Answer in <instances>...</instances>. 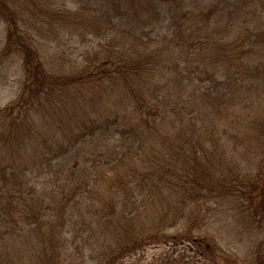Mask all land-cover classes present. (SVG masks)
I'll return each mask as SVG.
<instances>
[{"label": "rangeland", "instance_id": "obj_1", "mask_svg": "<svg viewBox=\"0 0 264 264\" xmlns=\"http://www.w3.org/2000/svg\"><path fill=\"white\" fill-rule=\"evenodd\" d=\"M99 1L22 0V7L15 6L25 20L20 24L48 71L63 75L96 72L99 64L96 54L105 47L109 34L117 32L109 26L106 29L101 22ZM176 1L196 15H204L215 6L210 30L215 32L216 43L205 42L204 47L205 57L213 59L209 69L216 70L217 75L222 73V52L226 48L221 45L239 37L248 38V45L243 48L252 51L249 65L264 62V0L169 3ZM173 12L176 11L166 8L158 22L137 32L142 34V40L160 44L165 37L170 38L174 31ZM6 26L0 18V109L17 98L23 77L20 56L3 50ZM135 32L130 30L131 34ZM221 34H225L223 40ZM202 57L203 54L195 56L192 61L196 65ZM184 58L177 51L170 63H159L149 85H167L168 79H175L166 91L160 90L153 96L157 94L160 99L162 95H171L170 87L174 98L182 93L177 105L182 107L187 98H201V91L228 99L227 107L221 113L213 111L215 119L206 121V127L199 131L211 139L205 141L203 148L196 144L197 153L211 167L210 185L201 186L199 179L200 186L188 184L187 192L179 186L171 188L170 175L163 174L169 156L161 153L170 148L169 142L159 141L158 136L173 132L169 123L156 132V139H149L151 143L142 142L138 146L137 141H127L131 135L122 134L123 125L116 117L132 113L135 100L128 104L132 97L130 85L104 79L76 84L63 93L70 95L57 110L31 112L32 131L9 129L11 132L0 141V177L2 173L22 174L24 189L33 193L27 196L31 203L37 204L33 200L37 197L38 201L52 202L55 206L69 195L73 186L82 180L86 182L85 189L81 188L70 200L79 202V207L73 210L74 216L67 223H58L62 217L66 218L61 206L46 212L53 217L44 222L43 233L56 236L54 244L60 243L59 253L54 258L45 257L42 245L33 239L34 225L29 224L21 232L11 230L0 237L2 257L7 259L4 264H261L259 261H264V208H259L264 193V140L255 139L258 123L264 116V83H254L234 94L235 99L230 101L232 88L218 89L205 75L187 76ZM174 62L178 70L173 68ZM194 64L188 63V69ZM145 112L144 109L143 115L137 112L133 122L147 116ZM2 117L0 132L7 128L3 127L6 120ZM197 117L202 118L199 112ZM78 120L86 121V132ZM105 122L108 128L102 126ZM176 125L179 129L177 122ZM120 137L126 141L123 145L128 153L116 158L112 150L122 143ZM159 153L164 158L155 159ZM231 170H236L239 178H253L258 185L256 191L250 189L249 196L254 197L251 205L246 195L241 199L215 187L219 179L234 180L236 176L230 174ZM13 182L10 178L6 188L13 187ZM25 225L22 222L18 227Z\"/></svg>", "mask_w": 264, "mask_h": 264}, {"label": "trees", "instance_id": "obj_2", "mask_svg": "<svg viewBox=\"0 0 264 264\" xmlns=\"http://www.w3.org/2000/svg\"><path fill=\"white\" fill-rule=\"evenodd\" d=\"M21 1L0 0V18L7 24L3 50L5 53H15L20 56L23 72L21 88L17 98L13 103L0 109V118L3 115L2 118L6 120L3 127H7L3 132L1 130L0 141L14 129L24 128L32 131L34 122H32L31 112H38L41 109L50 112L51 108L57 110L58 107L64 105L65 98L70 95L65 94L63 96V93L69 92L70 87L76 84L90 83L102 79L114 80L117 84L118 82H124V85L128 87L130 85L131 87L130 94L132 95L130 96L132 97L128 99V104H132L135 100L130 116L121 115V117H116V119L121 120L120 122L123 125L124 132L122 134L129 135L130 133L131 135L127 141H134V143L137 141L138 146L142 142L151 143L149 139H156V132L158 130L162 131V127L164 128L166 122L169 123L173 132L171 134L167 132L159 133L158 136L159 141L169 142L170 148H165L167 151L161 153H167L169 156L167 161L164 162L163 174L170 175L171 188L176 189L179 186L187 192L186 185L195 184V186H200L199 179H201L200 183L202 182L201 186L210 185L208 178L211 174V167H209L207 161H203L204 156L197 153L198 147L196 144L203 148L202 145L205 141L211 139L203 137L199 131L201 128L206 127V121L215 119L211 114L213 111L221 113V110L227 107L228 99L225 100L226 98L221 95L212 96V92L201 91V98H187L183 107L177 106L179 95L182 93L180 92L174 98L170 87L169 91L172 96L162 95L160 99L157 97L158 92L160 90L166 91L167 86H171L170 83L175 82V79H168L167 85L166 83L149 85V83L152 82L151 79L155 76L159 63L160 65L162 62L170 63L173 60L174 53L178 51L184 55V59L187 61L185 62L187 76L192 73L205 75L218 89L225 86L229 87L228 90L232 88V95L229 98L230 100L232 97L230 100L232 101L235 99L234 94L247 90V87L252 86L254 83H264V62L261 61L260 64L254 66L249 65L248 61H251L252 51L249 48H243L248 45V43L246 44L248 39H246V36L229 40L226 45H221L222 49L226 48L222 52L223 60L220 67L222 73L217 75L216 70L209 69L213 59L208 56L205 57L206 48L204 47L205 42L216 43L215 32L210 30L215 6L209 8L204 15H196L188 6L181 5L182 3H177V1L174 4L169 3L173 0H100L97 9L101 14L98 16L103 19H101V22L105 24L106 29L109 26L113 32H117L109 34L110 39L106 42L105 47L96 54L97 57L95 58L99 60V64L94 74L89 71L88 73L63 75L48 71L37 54V50L33 47L29 34L25 27L20 24V21H23V24L25 23V20L21 18L22 13L18 6L15 8L17 4L22 7ZM168 7L176 11L171 15L174 31L169 35L170 38L165 37L163 41H159L160 44H152L150 41L142 40V34L137 32L152 23L158 22L162 13ZM75 19L77 20V18ZM114 19L116 22H114ZM202 29H206L205 32ZM130 30L136 32L131 34ZM224 36L225 34H221L220 40H223ZM150 43L154 46L150 47ZM103 51L106 53L103 54ZM207 51V54H209L208 49ZM202 54V59H199L198 64L195 65L192 58L195 56L199 58ZM225 59H227L228 66L227 62L224 61ZM176 62L178 64V61ZM176 62L172 65L173 68L178 70L175 67ZM190 62L195 65L192 69L187 67ZM225 64L226 68L222 69ZM155 93L157 94L153 96ZM153 100L154 103L152 104ZM125 101L127 102L126 99ZM143 109L146 111L147 116H142L138 123H134L133 117L137 112H139V115H143ZM197 112L202 116L200 120H198ZM260 121L255 139L263 141L264 116ZM176 122L179 129H177ZM79 123L83 132H86L87 130L84 129V127L87 128L86 121L80 120ZM115 125H118V123ZM102 126L108 128L109 124L105 122ZM92 131L91 129L90 132ZM122 137L124 136L122 135ZM120 140L122 143L114 145L112 150L113 156L116 158H123L128 153L123 145L126 141L121 137ZM158 156L161 159L164 158L160 153ZM159 157L155 159L159 160ZM199 158H201L200 161ZM170 161L173 163H170ZM229 172L230 174L233 173L232 176H236L234 177L235 181L231 178L226 182L219 179L216 181L215 187L225 190L228 194H235L241 199L246 195V198H250L251 205L254 197L249 196V192L252 188L256 191L258 187L255 180L248 176L239 178L236 170ZM20 175L8 173L7 176H4L2 173V177H0V183L3 182L2 185L0 184V237L11 230L21 232L27 225H34V228L31 227L34 234L33 239L36 240L38 245H42V253L45 257L52 256L54 258L59 253L60 243L54 244L56 242L54 234L45 235L43 233L44 222L50 221L53 217L52 214L48 216L46 212L50 208L54 209L58 205L61 206L60 209H63V212H61L64 215L66 214V218L60 217L58 223L60 221H62V225L65 222L67 223L74 216L73 210L79 207V202L70 203V200L81 188L85 189L86 182L82 180L76 186H73L69 195L63 197L55 206L52 202L38 201L39 198L37 197H33V200L37 203L34 204L27 199L28 195H33L32 190L30 191L29 188L24 189L26 182L20 181L22 179ZM10 178L14 180L13 187L6 188ZM261 206L264 208V193L260 199L259 208ZM22 222H26V225L18 227ZM2 249L3 245L0 243V264L7 261L2 257ZM53 262H55V259H53ZM259 262L264 264L263 260ZM57 263H59V260H57Z\"/></svg>", "mask_w": 264, "mask_h": 264}]
</instances>
